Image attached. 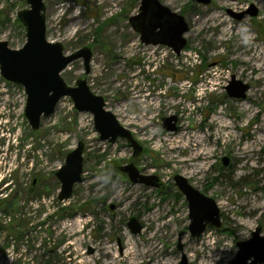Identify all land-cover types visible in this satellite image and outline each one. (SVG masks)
I'll return each mask as SVG.
<instances>
[{"label": "rangeland", "instance_id": "374dc122", "mask_svg": "<svg viewBox=\"0 0 264 264\" xmlns=\"http://www.w3.org/2000/svg\"><path fill=\"white\" fill-rule=\"evenodd\" d=\"M44 2L48 39L61 42L66 54L84 46L93 52L88 74L78 59L63 78L72 86L86 78L143 151L133 158L126 140H101L93 115L78 111L70 97H63L34 130L25 116L24 87L0 71V198L6 201L0 206V264H157L158 259L178 264L183 253L190 264H233L239 241L250 239L259 226L264 237V143L258 142L261 132H252L264 124V62L240 59L264 49V0H236L219 9L232 31H245L239 36H249L247 42L225 33L222 25L194 28L195 12L211 11L219 0H160L188 22L180 54L141 42L129 19L140 12L142 0ZM27 8L26 0H0V41L13 49L26 42L18 13ZM233 76L250 85L245 98L228 95ZM246 107L253 109L251 115ZM175 116L177 129H165L163 118ZM192 135L201 136L209 156L204 163L191 160L190 166ZM81 140L86 144L83 179L71 198L61 201L56 172ZM253 142L240 159L236 150ZM131 162L161 185L134 183L116 169ZM195 164L202 165L200 173ZM176 175L216 200L221 227L209 224L202 235L191 236L189 204ZM248 199L261 205L252 210L251 201L244 204ZM133 216L144 227L140 233L128 225ZM181 232L184 252L178 249ZM128 242L140 248L155 244L159 256L152 251L132 262Z\"/></svg>", "mask_w": 264, "mask_h": 264}, {"label": "water", "instance_id": "95a60500", "mask_svg": "<svg viewBox=\"0 0 264 264\" xmlns=\"http://www.w3.org/2000/svg\"><path fill=\"white\" fill-rule=\"evenodd\" d=\"M26 1L29 8L18 13L26 28V42L23 47L13 49L7 41H0V71L6 80L24 87L27 94L25 116L31 127L38 130L42 117L54 113L63 97H70L78 111L93 115L101 140L116 142L120 138L125 139L134 149L133 156L140 155L143 146L135 139L131 130L123 126L117 116L107 108L105 98L92 91L87 79L79 78L72 86L62 76L68 65L78 59H83L85 72L88 74L93 58L91 48L84 46L66 54L61 42L48 39L47 8L44 0ZM129 20L134 31L140 34L141 42L146 45H166L180 54L187 43L184 34L188 32L189 25L185 17L172 11L160 0H142L140 12ZM249 88L248 83L237 80L235 76L226 86L228 95L234 98H245ZM173 120H177V117L163 118V127L175 131L177 125L172 123ZM85 146L83 140L79 141L77 147L67 154L65 164L56 172L61 182L58 195L61 201L71 198L75 184L82 181ZM228 163L229 158H223V164L227 166ZM119 169L128 173L134 183L154 187L161 185L158 177L142 174L134 163L119 166ZM174 179L189 204L191 223L188 229L191 236L202 235L209 224L221 227L220 208L216 200L193 187L186 177L176 175ZM128 225L134 233H140L143 229V225L134 216ZM261 231L259 226L252 232L250 239L238 242L239 251L233 264H248L247 260L252 257L254 259L250 264H264V237L260 235ZM183 235L184 232H181L178 239V249L182 252ZM178 264H190L185 253Z\"/></svg>", "mask_w": 264, "mask_h": 264}, {"label": "bare ground", "instance_id": "6f19581e", "mask_svg": "<svg viewBox=\"0 0 264 264\" xmlns=\"http://www.w3.org/2000/svg\"><path fill=\"white\" fill-rule=\"evenodd\" d=\"M172 3H176L179 0H171ZM236 0H219V5L216 6L213 10H209V9H203V13H201V11H196L195 14H197L198 17H193V24H194V28H196V30L199 28L200 31H208L213 30V28H218L219 26H223L224 32L227 34H237V36H239L240 34H243L245 31L240 29L238 31H232L233 29V24L230 22V20H228L224 14H222L219 9L221 8V6L223 5H229V4H234ZM244 40L245 42L250 41V37L246 36V37H238L237 40ZM240 43L245 45L246 43ZM218 45V43L216 44V46ZM240 59L243 62H250V60L252 59H256V61H260V62H264V49H262V52L258 55V56H251L250 58L247 59L245 56H241ZM256 70H258V68H256ZM249 113V115H251L253 113V109H250L248 107L245 108ZM122 118H124V115H122ZM146 122V119L143 118V123ZM227 126H229L228 124H226ZM17 127V124L15 125ZM261 132V135L258 136V142L260 143H264V124H259L257 126H254L252 128V132ZM191 142L189 145H187L188 148H190L191 150V156L190 158L186 159V163L189 164L191 166V160H203L202 162L204 163L205 161L208 160V156H209V146H206L203 141L201 140V136H197V135H192L191 136ZM255 144V142H253L250 145H247V143L245 144V146H243V148L237 149L236 150V154L237 156L242 159L243 158V154L247 151L250 150L253 145ZM243 153V154H242ZM202 165H197L195 164L194 168H196V173H200V170ZM130 197V194L127 195V198ZM250 199L246 200L244 202V204L250 203ZM221 204V203H219ZM251 204L253 205L252 210L257 209L261 203H259L258 199L256 201H251ZM256 206V207H255ZM166 224H168V221L165 222ZM126 248H128V256H131V261L132 262H137V259H139V257H141L142 255H144L145 253L148 252H152V251H156L158 254V246L155 244H151L149 246H145L144 248H140L139 246H137L135 244V242H128L126 245ZM110 252H106L105 254H108ZM155 253V252H153ZM108 256V255H107ZM159 256V254H158ZM211 256V255H210ZM141 258H144L141 257ZM220 260V259H219ZM162 260L158 259L156 261L157 264L161 263ZM140 263H143V261H140ZM199 264H206L205 262L203 263H199ZM218 264V263H217Z\"/></svg>", "mask_w": 264, "mask_h": 264}, {"label": "flooded vegetation", "instance_id": "af4514ba", "mask_svg": "<svg viewBox=\"0 0 264 264\" xmlns=\"http://www.w3.org/2000/svg\"><path fill=\"white\" fill-rule=\"evenodd\" d=\"M48 29V28H47ZM139 34V33H138ZM140 35V34H139ZM20 85V84H19ZM1 97H4V94H2L1 95ZM43 118V117H42ZM6 123L9 125V124H11V121H9V120H6ZM121 139V138H120ZM123 140H125V139H123ZM86 145V144H85ZM86 147V146H85ZM142 153V152H141ZM140 153V154H141ZM139 156V155H138ZM133 158H136V157H134L133 156ZM131 163H133V162H131ZM127 165V164H126ZM135 165V164H134ZM119 166H122V165H119ZM119 166H117L116 167V169L117 170H119L120 172H122V173H124V174H127V176L129 177V175H128V173H126V172H123L122 170H120L119 169ZM57 176V175H56ZM83 179V178H82ZM129 179H130V177H129ZM4 180V183L6 182L7 183V179L5 178V179H3ZM131 180V179H130ZM132 181V180H131ZM160 182H161V180H160ZM162 183V182H161ZM76 185V184H75ZM32 186H33V188H35L36 186H37V182H36V179L33 181V183H32ZM8 189V188H7ZM59 195V194H58ZM59 199V198H58ZM65 201V200H64ZM6 201L4 200V199H2V198H0V205L1 204H3L4 205V203H5ZM135 217V216H134ZM137 218V217H136ZM131 219V218H130ZM130 221V220H129ZM128 221V222H129ZM139 222V221H138ZM262 227V226H261ZM144 228V227H143ZM189 228V227H188ZM131 229V228H130ZM262 232V231H261ZM261 235V234H260ZM262 236V235H261Z\"/></svg>", "mask_w": 264, "mask_h": 264}, {"label": "trees", "instance_id": "16d2710c", "mask_svg": "<svg viewBox=\"0 0 264 264\" xmlns=\"http://www.w3.org/2000/svg\"><path fill=\"white\" fill-rule=\"evenodd\" d=\"M5 204V203H4ZM3 204H1L0 206H2Z\"/></svg>", "mask_w": 264, "mask_h": 264}]
</instances>
